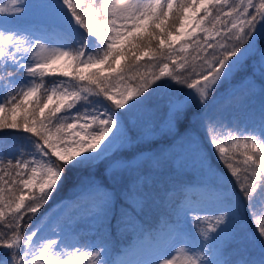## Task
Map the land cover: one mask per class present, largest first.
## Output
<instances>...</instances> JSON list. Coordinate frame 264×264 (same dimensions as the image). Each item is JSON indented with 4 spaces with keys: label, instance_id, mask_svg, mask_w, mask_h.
Masks as SVG:
<instances>
[{
    "label": "rangeland",
    "instance_id": "rangeland-1",
    "mask_svg": "<svg viewBox=\"0 0 264 264\" xmlns=\"http://www.w3.org/2000/svg\"><path fill=\"white\" fill-rule=\"evenodd\" d=\"M97 2L103 5L111 0ZM120 2L126 3L127 0ZM134 2L144 5L150 0ZM3 3L7 4L8 0H3ZM229 3L238 4L239 0H229ZM254 3L258 4L259 0H254ZM20 6L24 8L21 14L0 20V31L5 35L14 33L22 49V52H16L11 45H0L3 51L0 54V104L37 83H41L45 91L53 88L79 90L84 82L58 73L51 74L49 78L47 74L40 77L30 73L29 68L43 55L57 49L73 53L83 50L85 58H99L106 45L76 23L63 0H23ZM100 11H103L102 7ZM120 23L118 20L117 25ZM217 27L223 29L222 25ZM37 45L41 47L37 48ZM188 53L181 55L187 56L192 67L199 72L200 61H192L197 53L192 48ZM164 62L171 70L172 62L166 58ZM66 63L65 60L58 61L60 66ZM161 67L162 63L150 62L145 57L136 71L127 74L125 80L117 85V90H133L147 86L141 77L148 79L149 90L139 98L134 108L115 109L104 94L93 91L81 92L75 106L60 114L66 122H71L76 116L99 114L103 118L104 114L114 115L119 122L117 134L123 135V141H117L98 155L85 153L78 157L70 164L79 167L80 176L76 177L75 183L64 192H57L55 189L61 179L47 203L36 213H30L32 218L28 223L33 222L21 235L34 234V254L38 256L40 247L48 240L56 241L49 253L41 258L44 264H49L48 256H51L53 264L56 260L61 264L65 261L89 264L86 257L77 258L79 253L100 249L103 251L98 264H158L165 257H174L175 264H183L186 255L195 253H202L199 264H264V238L257 231L259 223L264 221V186L259 182L251 199L245 198L240 190V181L245 176L243 149L234 150L231 154L233 166L240 169L233 174L216 144L212 143L217 139L229 147L234 140H251L253 137L264 142V19L258 21L251 46L243 58L228 70L203 103L195 89L168 75L153 83L152 74L158 75ZM186 67L188 71L177 68V73L199 79L191 67ZM129 76H134V79H129ZM191 104L193 110L188 124L178 132L176 121ZM173 106H180L174 127L164 124ZM137 113L147 114L148 119ZM147 124L151 127H145ZM40 144L38 137L23 129H0V167L9 161L40 160ZM155 175H167V186L155 188ZM93 186L111 189L115 194L114 200L96 207L80 202L81 195ZM186 188H204L220 193L221 199L194 203L181 211L182 189ZM130 189L142 198L144 206L136 213L139 227L121 230L122 210L128 208L124 197ZM172 193H175L174 197ZM191 198L194 202L198 199L196 194ZM221 214L225 215L224 222L205 240L200 235L208 227L203 216ZM197 216L201 221L196 219ZM162 220L177 227L176 240L166 247L155 248L148 255H141L137 246L144 241L149 247L156 244L157 233L164 227ZM0 231L7 234L6 223H0ZM180 248L185 251L181 252ZM9 253L10 250L0 247V264H11Z\"/></svg>",
    "mask_w": 264,
    "mask_h": 264
},
{
    "label": "snow or ice",
    "instance_id": "snow-or-ice-1",
    "mask_svg": "<svg viewBox=\"0 0 264 264\" xmlns=\"http://www.w3.org/2000/svg\"><path fill=\"white\" fill-rule=\"evenodd\" d=\"M63 2L76 23L103 42L106 50L99 58H85L83 50L73 53L57 49L43 55L29 68L30 73L44 77L49 70L59 71L65 77L84 82L83 86L79 90L53 88L45 91L43 85L37 83L0 104V129H23L32 133L41 141L39 147L42 154L40 160L9 161L0 167V223H6L7 230V234L0 231V247L11 251V264H44L41 258L56 244L54 239L48 240V243L40 247L37 256L32 251L34 234L21 235V232L27 226V214L36 213L47 203L66 167L85 153L98 155L101 150H109L117 141H123V135L117 134L119 122L114 115L104 114L103 118L99 114L90 117L76 116L71 122L61 118V113L73 108L79 101L81 92L102 93L113 103L115 109L134 108L139 98L149 90L148 79L141 77L147 86L133 90H117V85L125 80L127 74L134 73L140 61L147 57L150 62L163 64L158 75L152 74L153 83L168 75L178 83L195 89L203 103L215 91L228 70L243 58L251 46L258 21L264 19V0H259L258 4L254 0H239L238 4H230L229 0H180L179 4L177 0H150L144 5L134 0H127L126 3L111 0L103 5L97 0ZM21 4V0H8L7 4L0 0V20L21 14L24 11ZM225 8L228 10L225 11ZM250 9L254 11H249ZM118 20L121 21L119 25ZM217 25H222L223 29ZM7 34L0 31V45H11L16 52H22L15 34ZM40 47L41 45H37V48ZM189 48L197 53L192 61H200L199 72L195 71L187 56L181 55L188 53ZM0 54H3L2 50ZM165 58L172 62L171 70L169 64L164 62ZM61 60L67 63L58 65ZM186 65L192 68V73L199 79L177 73V68L188 71ZM128 78L134 79V76ZM179 107L173 106L170 109L164 124L175 126ZM137 115L148 119L145 113ZM145 127L151 125L147 124ZM212 143L216 144L233 174L240 169L233 166L231 154L234 150L243 149L245 176L240 181V190L245 198L251 199L259 182L264 181V142L253 137L251 140H234L229 147H225L217 139H213ZM182 192L184 199L181 211L194 203L221 199L220 193L204 188H186ZM193 194L198 197L196 202L191 198ZM171 195L174 197L175 193ZM114 198L115 194L111 189L93 186L81 195L79 201L96 207L110 204ZM124 198L128 202V208L122 210L119 220L121 230L138 228L136 213L144 206L142 198L131 189ZM196 219L201 221L200 216ZM224 220V214L203 216L208 227L200 235L207 240L209 233L215 232ZM162 224L164 227L157 233L155 245L149 247L148 242L144 241L137 246L141 255H148L155 248L166 247L176 240L177 227L164 220ZM257 231L264 238V221L259 223ZM101 251L103 249L87 254L81 252L77 258L86 257L89 264H98ZM180 251L184 252L185 249L180 248ZM29 256L33 258L29 259ZM201 256L202 253L186 255L183 264H199ZM47 258L49 264H53L51 256ZM54 264H61V261L56 260ZM64 264L69 262L65 261ZM158 264H175V258H162Z\"/></svg>",
    "mask_w": 264,
    "mask_h": 264
},
{
    "label": "trees",
    "instance_id": "trees-1",
    "mask_svg": "<svg viewBox=\"0 0 264 264\" xmlns=\"http://www.w3.org/2000/svg\"><path fill=\"white\" fill-rule=\"evenodd\" d=\"M186 114H187V111H186ZM186 118H187V116L185 114L184 115L182 114V116H180V118L177 120L176 127H177L178 131H182L185 129L186 121H187ZM3 161H7V159H4ZM94 168H95V166H94ZM9 171H11V169H9ZM91 171H94V169L93 170L91 169ZM79 176H80L79 167L77 168L76 165H68L66 167V170L64 171V174L62 176V180H61L60 184L58 185V187L55 190L57 192L58 191L64 192L67 188H69L71 185H73L75 183L76 177L78 178ZM159 180L160 181L158 184H159V186H161L165 182V177H163V178L159 177ZM263 182L264 181H262V183ZM54 194H57V193H54ZM30 218H31V214H30V216L27 214V216H26L27 224H28ZM9 255H11V253H9Z\"/></svg>",
    "mask_w": 264,
    "mask_h": 264
},
{
    "label": "clouds",
    "instance_id": "clouds-1",
    "mask_svg": "<svg viewBox=\"0 0 264 264\" xmlns=\"http://www.w3.org/2000/svg\"><path fill=\"white\" fill-rule=\"evenodd\" d=\"M21 3H23V0H21Z\"/></svg>",
    "mask_w": 264,
    "mask_h": 264
}]
</instances>
